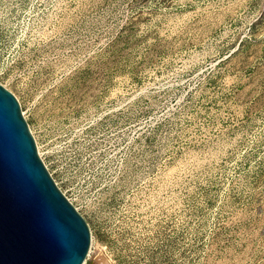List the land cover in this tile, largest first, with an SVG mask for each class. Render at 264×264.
I'll return each mask as SVG.
<instances>
[{"label":"rangeland","instance_id":"374dc122","mask_svg":"<svg viewBox=\"0 0 264 264\" xmlns=\"http://www.w3.org/2000/svg\"><path fill=\"white\" fill-rule=\"evenodd\" d=\"M0 85L81 264H264V0H0Z\"/></svg>","mask_w":264,"mask_h":264},{"label":"water","instance_id":"95a60500","mask_svg":"<svg viewBox=\"0 0 264 264\" xmlns=\"http://www.w3.org/2000/svg\"><path fill=\"white\" fill-rule=\"evenodd\" d=\"M88 228L36 154L19 106L0 85V264H81Z\"/></svg>","mask_w":264,"mask_h":264},{"label":"bare ground","instance_id":"6f19581e","mask_svg":"<svg viewBox=\"0 0 264 264\" xmlns=\"http://www.w3.org/2000/svg\"><path fill=\"white\" fill-rule=\"evenodd\" d=\"M22 112V111H21ZM22 115H23V112H22ZM33 135V134H32ZM34 141H35V138H34ZM35 150H36V154H37V156L39 157V159L41 160V162H42V159H41V157L42 156H40V152H39V148H38V145L36 144V142H35ZM42 164H43V162H42ZM97 261V260H96ZM95 264H99V261H97V262H95ZM102 264H107V262L106 263H102Z\"/></svg>","mask_w":264,"mask_h":264}]
</instances>
